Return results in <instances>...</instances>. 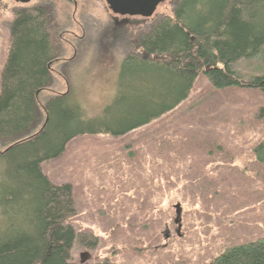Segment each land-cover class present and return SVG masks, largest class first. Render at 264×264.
<instances>
[{"label":"rangeland","instance_id":"rangeland-1","mask_svg":"<svg viewBox=\"0 0 264 264\" xmlns=\"http://www.w3.org/2000/svg\"><path fill=\"white\" fill-rule=\"evenodd\" d=\"M178 2L168 0L147 20L116 16L105 0H0V82L17 14L41 8L56 62L51 86L39 95L37 130L59 95L97 118L119 92L136 39L173 18ZM262 107L260 92L218 91L200 76L182 106L148 127L123 138H77L43 164L53 184L73 186L71 261L80 264L85 255L86 264H208L264 236V164L250 163L264 139ZM241 205H249L247 221L261 229L240 234Z\"/></svg>","mask_w":264,"mask_h":264},{"label":"trees","instance_id":"trees-1","mask_svg":"<svg viewBox=\"0 0 264 264\" xmlns=\"http://www.w3.org/2000/svg\"><path fill=\"white\" fill-rule=\"evenodd\" d=\"M173 14L136 39L101 116L86 118L70 95H59L39 130V95L52 84L56 60L46 12L17 14L0 82V264H79L71 261L76 233L66 224L75 212L73 186L53 184L42 170L73 140L148 127L182 106L200 76L218 91L260 92L264 118V0H179ZM253 153L264 164V139ZM208 264H264V237Z\"/></svg>","mask_w":264,"mask_h":264},{"label":"water","instance_id":"water-1","mask_svg":"<svg viewBox=\"0 0 264 264\" xmlns=\"http://www.w3.org/2000/svg\"><path fill=\"white\" fill-rule=\"evenodd\" d=\"M20 5H28L33 0H12ZM168 0H105L108 9L116 16L120 17H139L143 19H150L156 13L158 7ZM177 221L181 220L180 207L177 206ZM181 225H179V229ZM84 263L86 256L81 257Z\"/></svg>","mask_w":264,"mask_h":264},{"label":"crops","instance_id":"crops-1","mask_svg":"<svg viewBox=\"0 0 264 264\" xmlns=\"http://www.w3.org/2000/svg\"><path fill=\"white\" fill-rule=\"evenodd\" d=\"M55 72V71H54ZM54 72H53V75H54ZM257 161L256 157L254 158L253 161H251L250 163H255ZM258 162V161H257ZM242 170V169H241ZM239 170L238 172L241 173L242 171ZM248 170H250V168H248ZM262 202H264V199L262 200ZM243 206L242 208L238 209V230H241V235L244 236V235H249V232H247V230H258V229H261V225L258 224L257 222V227L255 226V223H251V225L249 224V222L247 221V215H249V213H251V208L248 206H244V205H241ZM242 220V221H241ZM254 228V229H252ZM256 234V232H254ZM257 235V234H256ZM254 237V236H253ZM260 237H264L263 235H258L257 238H251L250 240H248L249 242L250 241H255L256 239L260 238Z\"/></svg>","mask_w":264,"mask_h":264}]
</instances>
